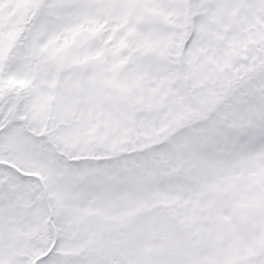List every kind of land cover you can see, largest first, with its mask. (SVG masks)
<instances>
[{
    "label": "snow or ice",
    "instance_id": "snow-or-ice-1",
    "mask_svg": "<svg viewBox=\"0 0 264 264\" xmlns=\"http://www.w3.org/2000/svg\"><path fill=\"white\" fill-rule=\"evenodd\" d=\"M0 264H264V0H0Z\"/></svg>",
    "mask_w": 264,
    "mask_h": 264
}]
</instances>
